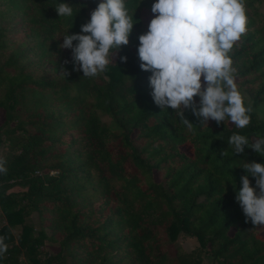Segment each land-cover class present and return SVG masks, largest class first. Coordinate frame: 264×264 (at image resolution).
<instances>
[{"label":"trees","instance_id":"trees-1","mask_svg":"<svg viewBox=\"0 0 264 264\" xmlns=\"http://www.w3.org/2000/svg\"><path fill=\"white\" fill-rule=\"evenodd\" d=\"M56 2L0 0V264H264V225L245 219L233 187L242 160L264 156L227 143L264 134V0H244L246 31L229 52L252 109L243 129L182 108L189 127L154 103L137 55L152 0H128L129 42L95 76L74 68L60 35L79 32L99 0H67L72 17ZM181 234L199 247L177 246Z\"/></svg>","mask_w":264,"mask_h":264},{"label":"clouds","instance_id":"clouds-1","mask_svg":"<svg viewBox=\"0 0 264 264\" xmlns=\"http://www.w3.org/2000/svg\"><path fill=\"white\" fill-rule=\"evenodd\" d=\"M72 4L57 0L54 8L59 17H72ZM127 4L128 0H99L79 32L69 34V27L60 35V47L71 49L73 66H78L83 76L104 71L115 50L129 42L134 10ZM151 11L155 15L147 31L138 36L137 55L139 67L150 71L148 84L154 103L163 110L174 109L189 127L192 123L182 108H190L203 126L211 119L245 128L252 109L235 83L229 55L234 42L246 31L244 0H152ZM227 143L232 155L244 152L247 146L264 156V134L250 138L234 131ZM239 166L244 174L238 189L233 183L235 200L246 220L264 225V161L242 160ZM249 177L255 178L254 185ZM3 249L0 243V251Z\"/></svg>","mask_w":264,"mask_h":264},{"label":"rangeland","instance_id":"rangeland-1","mask_svg":"<svg viewBox=\"0 0 264 264\" xmlns=\"http://www.w3.org/2000/svg\"><path fill=\"white\" fill-rule=\"evenodd\" d=\"M114 58V56H113ZM112 58V59H113ZM201 79H203V77H201ZM3 115L0 113V121L2 120ZM6 153V146L3 145L0 148V159L2 158V156H4ZM15 191H20L21 188L20 187H16L14 189ZM28 222L35 228L36 232L39 231L41 229L42 226V219L39 217L38 213H33L30 218H28ZM19 229L14 228L13 229V233L15 235H17L19 233ZM48 232H50L48 230ZM233 232V230H231V233ZM177 246H181L184 248L185 251L187 252H191L193 250H195L196 248L199 247V242L196 238H192L189 236H186L184 234H181L176 242ZM42 249L44 250V252L46 253H50V254H54L56 252L59 251V248L57 246H55L54 244L50 243L49 241H46L45 245L42 247ZM206 258V257H205ZM207 263V261H206Z\"/></svg>","mask_w":264,"mask_h":264}]
</instances>
